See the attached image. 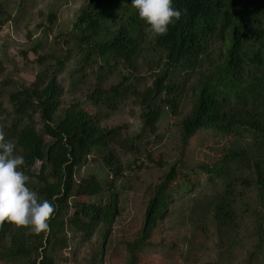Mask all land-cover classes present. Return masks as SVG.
<instances>
[{"label":"trees","instance_id":"1","mask_svg":"<svg viewBox=\"0 0 264 264\" xmlns=\"http://www.w3.org/2000/svg\"><path fill=\"white\" fill-rule=\"evenodd\" d=\"M173 7L182 14L165 35L154 37L152 50L159 52L163 65L153 85L140 93L141 128L135 135L122 139L116 129L102 124L104 108L114 111L127 92L139 93L123 82L127 77L101 88L115 65L122 63L132 72L139 68L147 26L131 0H90L73 26L79 71L98 72V87L89 98L95 112L78 102L62 108L64 91L58 76L68 57L58 59L52 69L45 67L34 83L9 95L12 111L0 113V132L6 140H14L24 156L27 186L41 200L51 201L55 210L47 230L40 233L0 221V262L56 264L58 251L68 247V231L86 239L101 232L102 254L119 214L118 186L78 173L96 156L110 174L119 177L118 152L136 154L143 141L161 136V122L169 115H180L188 79L197 74L192 106L178 124L179 156L165 177L147 191L144 224L127 243L128 264H146L157 229L183 198L179 187L184 196L200 187L184 174L189 170L191 141L204 130L229 144L215 161L200 165L218 191L207 199L201 191L190 197L192 237L213 226L222 260L229 262L242 243L240 233L247 218L252 217L249 237L254 243L247 260L264 264V0H173ZM218 48L221 54L216 58ZM39 62L45 65L42 59ZM181 177L184 183L175 185ZM236 184L241 186L239 193ZM246 190L255 194L253 201L243 198ZM89 264L98 263L93 259Z\"/></svg>","mask_w":264,"mask_h":264},{"label":"rangeland","instance_id":"2","mask_svg":"<svg viewBox=\"0 0 264 264\" xmlns=\"http://www.w3.org/2000/svg\"><path fill=\"white\" fill-rule=\"evenodd\" d=\"M90 0H0V113L12 111L9 95L23 86H30L37 75L46 67L54 68L58 59L68 57L63 72L58 80L63 87L62 108L71 103H80L83 107L95 112L90 95L98 87L97 70L79 71L81 64L77 60L78 49L73 40V26L82 9ZM148 33L143 42V51L139 68L132 69L119 63L114 73L101 86L108 89L123 80L130 89L139 91L137 96L127 92L122 102L118 101L115 110L104 108L103 126L116 129L122 139L129 138L140 131L139 103L140 93L153 85L155 75L163 65L159 52L153 48L154 37ZM36 51V53H35ZM221 54L217 49L215 57ZM42 59L45 65L39 60ZM197 74L189 77L185 97L180 107V115H169L159 126L161 136H152L151 140L143 141L140 151L136 154L118 152L122 174L115 177L108 172L96 157H90L78 176L94 175L105 179L111 185L118 186L119 214L108 235L102 254L100 249L103 241L101 232L96 231L86 239L80 234L67 232L68 247L58 251L56 264H89L96 259L98 264H128L127 243L136 238V234L144 224L147 205V191L157 184L169 172L172 163L179 156L178 124L186 115L195 97ZM36 120L39 121L38 116ZM229 144L216 133L204 130L191 141L187 154L189 175L200 187L192 194H183L179 187L178 195L183 197L175 202L171 216L165 218L162 227L158 228L156 244L147 251L146 264H259L249 262L248 254L253 250L254 240L249 235L253 232L252 220L248 217L240 237L242 243L235 249L233 259L223 261L213 226L206 229L207 233L196 232L192 237L193 227L188 223L191 208L190 197L200 191L207 199L210 194L218 191V185L212 184L206 173L200 168L216 160L222 148ZM39 169V167H37ZM183 177L175 184L181 186ZM184 183V182H183ZM236 193L241 190L236 184ZM244 191L243 198L252 201L255 194ZM177 195V197H179ZM207 197V198H206ZM91 202L90 198H81ZM244 241V243H243ZM260 259V258H259ZM0 264H6L0 262Z\"/></svg>","mask_w":264,"mask_h":264},{"label":"clouds","instance_id":"3","mask_svg":"<svg viewBox=\"0 0 264 264\" xmlns=\"http://www.w3.org/2000/svg\"><path fill=\"white\" fill-rule=\"evenodd\" d=\"M131 6L147 26L145 31L154 35H165L182 14L173 7V0H131ZM24 165V156L14 140H6L0 132V221L29 226L33 233H40L47 230L55 208L27 186L29 177L22 171Z\"/></svg>","mask_w":264,"mask_h":264},{"label":"water","instance_id":"4","mask_svg":"<svg viewBox=\"0 0 264 264\" xmlns=\"http://www.w3.org/2000/svg\"><path fill=\"white\" fill-rule=\"evenodd\" d=\"M36 167H39V165H36ZM33 172L35 173L36 172V169H34Z\"/></svg>","mask_w":264,"mask_h":264}]
</instances>
